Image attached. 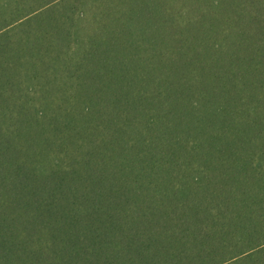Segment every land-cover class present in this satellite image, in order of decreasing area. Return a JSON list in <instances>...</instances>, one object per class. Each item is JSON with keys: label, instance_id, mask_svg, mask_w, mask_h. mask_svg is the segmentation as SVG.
I'll list each match as a JSON object with an SVG mask.
<instances>
[{"label": "trees", "instance_id": "trees-1", "mask_svg": "<svg viewBox=\"0 0 264 264\" xmlns=\"http://www.w3.org/2000/svg\"><path fill=\"white\" fill-rule=\"evenodd\" d=\"M0 264H264V0H0Z\"/></svg>", "mask_w": 264, "mask_h": 264}]
</instances>
